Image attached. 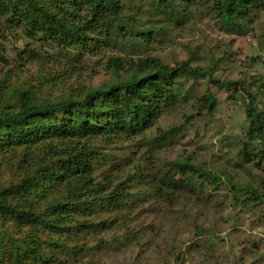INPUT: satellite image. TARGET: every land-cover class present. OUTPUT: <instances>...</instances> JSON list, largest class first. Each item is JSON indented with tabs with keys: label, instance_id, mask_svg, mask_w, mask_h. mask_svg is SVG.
Here are the masks:
<instances>
[{
	"label": "rangeland",
	"instance_id": "obj_1",
	"mask_svg": "<svg viewBox=\"0 0 264 264\" xmlns=\"http://www.w3.org/2000/svg\"><path fill=\"white\" fill-rule=\"evenodd\" d=\"M120 1V14L129 23L126 29L150 30L149 41L122 37L120 31L112 40L99 33L100 44L90 51L51 49L0 19V50L7 59L0 64V80L11 71L9 84L33 87L41 99L54 100L109 80L111 59L155 58L169 67L186 61L192 67H214L212 77L237 82L248 94L198 79L185 86L173 110L163 113L145 134L90 139L99 153L97 179L122 174L120 181L130 196L112 212L85 216L83 221L101 226L65 236L63 249L54 251V259L46 264H264V198L249 200L250 191L263 193V144H248L253 160L242 159L249 96L264 110V11L252 13L246 32L237 35L220 28L204 0H167L173 10L157 7V0ZM31 48L39 58L26 55ZM206 90L216 107L203 115L196 107ZM171 128H177L178 135L162 138ZM152 137L157 139L155 147L146 145ZM183 160L212 174V184L196 182L193 190L175 194L159 190L157 170L167 171ZM8 174L0 168V184ZM136 190L141 197H134ZM171 194L177 200L169 199Z\"/></svg>",
	"mask_w": 264,
	"mask_h": 264
},
{
	"label": "trees",
	"instance_id": "obj_2",
	"mask_svg": "<svg viewBox=\"0 0 264 264\" xmlns=\"http://www.w3.org/2000/svg\"><path fill=\"white\" fill-rule=\"evenodd\" d=\"M204 2L220 28L237 35L246 32L252 13L264 11V0ZM155 3L174 9L167 0ZM120 4V0H0V19L8 28H22L25 35L51 49L90 51L100 44L99 33L112 40L120 31L122 37L149 41L150 30L133 33L126 29L129 23L123 21ZM39 54L31 48L26 55L33 60ZM5 62L0 50V64ZM107 66L109 80L54 100L41 99L33 87L9 84L11 71L0 80V168L9 172L0 184V264H46L54 259V251L63 249L65 236L99 227L83 221L85 216L99 210L112 212L129 198L131 192L119 178L122 174L97 179L99 153L90 139H134L145 134L163 113L173 110L185 86L198 79L207 78L227 92L248 94L237 82L223 83L212 77L214 67H192L189 61L169 67L155 58L111 59ZM249 97L242 159L251 163L248 144L258 141L264 146V110ZM200 100L197 112H214L216 100L209 90ZM177 135V128L161 133L167 139ZM156 142L149 138L146 145L155 147ZM262 155L263 161L264 151ZM160 170L155 179L166 194L191 191L196 182L212 184L214 178L188 160ZM260 184L263 193L247 190L253 197L249 200L262 201L264 178ZM140 193L136 190L134 197H141ZM170 198L177 200L176 195Z\"/></svg>",
	"mask_w": 264,
	"mask_h": 264
}]
</instances>
